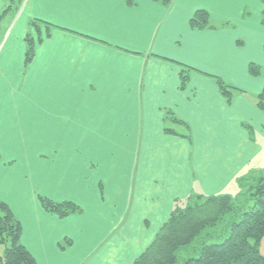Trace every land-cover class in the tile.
<instances>
[{
	"label": "crops",
	"instance_id": "crops-1",
	"mask_svg": "<svg viewBox=\"0 0 264 264\" xmlns=\"http://www.w3.org/2000/svg\"><path fill=\"white\" fill-rule=\"evenodd\" d=\"M212 4L0 0V95L12 101L0 164L16 161L0 168V197L14 205L37 264H132L176 201L226 194L264 153L253 137L256 128L264 138L262 78L245 75L250 63L264 66L262 0ZM199 10L212 27L189 33L184 21ZM39 18L55 27L53 38L25 68V36ZM222 23L242 30L247 50ZM180 65L193 69L183 90ZM215 78L240 91L230 104ZM37 184L41 197L82 212H46L30 195Z\"/></svg>",
	"mask_w": 264,
	"mask_h": 264
},
{
	"label": "trees",
	"instance_id": "trees-1",
	"mask_svg": "<svg viewBox=\"0 0 264 264\" xmlns=\"http://www.w3.org/2000/svg\"><path fill=\"white\" fill-rule=\"evenodd\" d=\"M23 1L17 0V4L22 5ZM164 3L168 4V0H164ZM193 16L204 26L203 29L212 27L206 11H196ZM37 21H32L29 27L31 28L33 22ZM44 24L49 25V33L55 28L45 22ZM221 26L232 25L222 23ZM30 34L28 32L25 36V68L33 59L31 46L27 42ZM181 68V88L184 89L193 69L183 65ZM248 69H254L259 73L258 76H253L249 72L251 76L264 79V66L250 63ZM215 80L219 91L230 104L232 97L240 91L220 79ZM255 105L264 113V87L256 95ZM175 121L179 122L176 119ZM164 130L172 133L169 129ZM39 201L46 212L61 218L82 212L79 206L72 202L56 203L45 197H40ZM187 202L190 203L184 208H176L173 211L154 240L133 264H180L181 250H186L189 256L182 264H264V255L260 249L264 237V170L260 171L257 178L252 179L244 193L234 197L227 194L198 195L189 198ZM21 233V225L13 215L3 229L0 245H5V250L0 254V264H37L22 244ZM221 239H223L221 242L216 243Z\"/></svg>",
	"mask_w": 264,
	"mask_h": 264
},
{
	"label": "snow or ice",
	"instance_id": "snow-or-ice-1",
	"mask_svg": "<svg viewBox=\"0 0 264 264\" xmlns=\"http://www.w3.org/2000/svg\"><path fill=\"white\" fill-rule=\"evenodd\" d=\"M129 3H131V0H129ZM262 3H264V0H262ZM79 6L83 7L84 5L80 4ZM211 6H215V0H213V4ZM244 7L247 8L248 5H245ZM252 9L253 10L255 9V5H252ZM246 14L249 17H251L253 15V11H247ZM262 14H264V9H262ZM261 23L264 24V20H262ZM41 25H43V27H41ZM184 26L187 32L189 33H191L193 27L201 30L204 27L202 24L197 22L195 16H188L184 21ZM48 27L49 25L44 24L43 18H39L37 22H33V24L31 25L32 31L31 34L29 35L27 42L31 46L30 52L33 59L42 60L47 56L49 52V45L47 42L49 40H52L53 37L48 31ZM233 33L239 34L237 38L233 41V44L238 45L239 48L242 50H247V48L249 47V43L245 38V35L242 32V30L238 28L235 23L232 24L231 31L226 33V35H232ZM173 42L176 45L177 49H183L187 46L186 42L184 40H181L179 36H177ZM248 72H251L253 76L259 75V73L254 69H248L245 72V75H248ZM258 82L262 87H264V79H261ZM0 85H2V82H0ZM177 87L178 90H183L180 86ZM11 103H12L11 100L6 101L3 98V96L0 95V138H2L4 131V120H3L4 110L6 106L10 108ZM67 130H68L67 125H65L64 131L67 132ZM21 132H23V129H21ZM57 146L59 145L57 144ZM40 159H48L47 153H44L40 157ZM15 162H16L15 159L4 161L2 164H0V168L5 166L11 167ZM85 179H87V176H85ZM30 195L34 200H38L42 195H47V192L45 191V186L41 184H37L36 188L30 193ZM13 207L14 205H9L7 199L0 197V242H2L4 226L7 225V223L13 217V212H12Z\"/></svg>",
	"mask_w": 264,
	"mask_h": 264
},
{
	"label": "rangeland",
	"instance_id": "rangeland-1",
	"mask_svg": "<svg viewBox=\"0 0 264 264\" xmlns=\"http://www.w3.org/2000/svg\"><path fill=\"white\" fill-rule=\"evenodd\" d=\"M263 79V78H262ZM252 127L254 128V126L252 125ZM250 125H248V128L250 130H252V128ZM254 132L255 134L253 133V137L255 138V140L259 143L260 146L263 145L264 143V138H261L260 137V133L257 131L256 128H254ZM259 133V134H258ZM262 136V135H261ZM264 170V153L261 154L256 160H254L247 168V170L244 172V175L243 177L239 178L241 179V182H239V179L237 180V183L233 184L229 189H227V191L225 192L226 194H229L230 196L234 197L236 195H239L241 193H244L246 188L252 183V179L254 180L255 178H257L260 174V171ZM195 196H198V195H192L190 197H188L187 199H183V200H179V201H176L175 202V205H174V208H173V211L178 208V209H182L184 208L188 203L190 202H187L189 198L192 199V197H195ZM203 196H209V195H203ZM172 211V213H173ZM171 213V214H172ZM171 216V215H170ZM169 216V217H170ZM169 219V218H168ZM164 225V224H163ZM162 225V226H163ZM161 226V227H162ZM160 230V229H159ZM158 233V232H157ZM156 236V235H155ZM154 236V238H155ZM153 238V240H154ZM152 240V241H153ZM223 239L217 241L216 243H219L221 242ZM151 241V242H152ZM150 242V243H151ZM149 246V245H148ZM147 246V247H148ZM261 246L262 248L264 247V237L261 241ZM146 247V248H147ZM145 248V249H146ZM144 249V250H145ZM5 250V245H0V254H2ZM143 250V251H144ZM142 251V252H143ZM141 252V253H142ZM140 253V254H141ZM197 256V255H195ZM188 254L186 253V250H181L180 254H179V263L182 264L184 262V260H186L188 258ZM133 264V263H132Z\"/></svg>",
	"mask_w": 264,
	"mask_h": 264
}]
</instances>
